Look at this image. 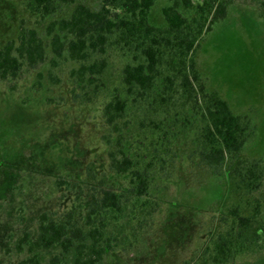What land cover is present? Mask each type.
Returning <instances> with one entry per match:
<instances>
[{"label": "rangeland", "instance_id": "rangeland-1", "mask_svg": "<svg viewBox=\"0 0 264 264\" xmlns=\"http://www.w3.org/2000/svg\"><path fill=\"white\" fill-rule=\"evenodd\" d=\"M98 1L87 4L95 8ZM27 2L0 0V48L15 41L22 27L35 29L47 41L49 20L29 13ZM170 4L157 0L150 12L153 26L165 27L162 9ZM194 59L206 89L248 123L250 133L239 159L260 165L261 188L242 196L233 191L227 166L216 171L200 163L194 154L193 119L182 126V117H177L178 138L150 154L137 142L144 138L136 124L129 130L121 126L122 146L144 165L152 163L150 199L158 206L139 222L143 210L132 206L127 179L110 170L108 150L116 147L118 133L104 124L102 98L90 103L73 98L69 73L78 65L62 61L54 67L48 60L35 69L24 67L12 83L0 81V264H18L24 258L16 244L25 233L35 236L41 213L62 221L71 212L68 224L82 226L86 201L101 190L129 199L123 204L126 218L106 229L117 245L101 264H202L205 249L222 231L219 218L233 208L251 219L245 238L253 245L225 264H264V19L258 3L232 0L225 19L202 38ZM121 67V58L109 61L103 93L118 87ZM137 118L143 115L134 113L129 121ZM128 215L137 218L127 220ZM257 230L259 238H254Z\"/></svg>", "mask_w": 264, "mask_h": 264}, {"label": "trees", "instance_id": "trees-1", "mask_svg": "<svg viewBox=\"0 0 264 264\" xmlns=\"http://www.w3.org/2000/svg\"><path fill=\"white\" fill-rule=\"evenodd\" d=\"M87 1L28 0L29 13L49 20L47 41L35 29L20 28L17 39L0 48V81L12 83L24 67L35 69L48 60L54 67L62 61L78 65L69 73L71 95L85 103L102 98L104 124L118 133L116 147L108 150L110 170L127 179L132 206L143 210L139 222L151 216L158 203L150 199L151 161L144 165L121 144L119 132L122 127L129 130L130 124H136V131L147 141L137 142L150 154L178 138L177 117H182V126L193 119L197 125L194 154L200 163L216 171L227 166L234 192L242 196L257 192L263 178L260 165L239 159L249 125L233 115L216 92L206 89L194 59L202 38L225 19L232 0H170L162 9L164 28L150 23L157 0H99L95 8ZM253 1L264 19V0ZM113 57L122 61L118 87L103 93V76ZM134 113L143 118L132 123ZM125 198L109 190L91 194L80 219L82 226L68 224L71 212L62 221L41 213L35 236L25 233L16 244L24 254L18 264H101L117 245L115 236H106V229L110 222L126 218L124 206L129 199ZM135 218L128 215L127 220ZM219 224L222 231L205 249L202 264H225L253 245L245 238L251 219L242 217L237 208L222 215ZM253 237L259 238L258 230ZM48 252L52 254L46 257Z\"/></svg>", "mask_w": 264, "mask_h": 264}]
</instances>
